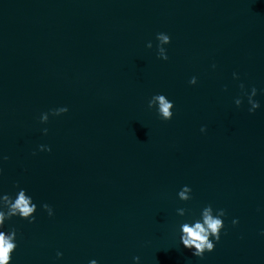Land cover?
<instances>
[{
  "label": "water",
  "instance_id": "obj_1",
  "mask_svg": "<svg viewBox=\"0 0 264 264\" xmlns=\"http://www.w3.org/2000/svg\"><path fill=\"white\" fill-rule=\"evenodd\" d=\"M157 93L172 120L148 108ZM0 155V192L55 211L6 223L11 264H264V0H0ZM208 204L227 217L201 259L179 227Z\"/></svg>",
  "mask_w": 264,
  "mask_h": 264
},
{
  "label": "clouds",
  "instance_id": "obj_2",
  "mask_svg": "<svg viewBox=\"0 0 264 264\" xmlns=\"http://www.w3.org/2000/svg\"><path fill=\"white\" fill-rule=\"evenodd\" d=\"M156 40L158 41L157 58L167 61L169 59L167 45L171 43V37L167 33H157ZM147 48H153V43L149 41L146 45ZM216 67L215 64L212 65ZM234 80H239V73L233 72ZM188 83L192 86L198 84V78L193 76ZM242 95L235 98L234 103L239 108L244 103V97L247 98L249 105V113H255L261 108V103L255 97L258 95V89L252 87L250 91L245 88L243 83L239 84ZM226 90V89H225ZM148 108L155 109L157 116L162 121H170L174 117L175 104L165 94H154L148 101ZM69 108L67 106L51 109L48 112H43L40 115V123L47 124L50 117H58L68 113ZM43 134H48V129H42ZM201 133L207 132V127L202 126L200 128ZM40 151L51 152V147L47 145H40ZM36 153L34 152L33 155ZM7 156L0 155V160H7ZM4 169L0 167V176H3ZM17 191L14 194H8L0 192V264H11L13 253L17 248V230L12 227L6 230V223L12 221L14 217L27 220L29 223L36 222V213L39 208H43L47 212L49 217L55 215V211L48 203L38 205L33 197L28 193L27 189L21 188L16 185ZM178 198L181 201L187 202L192 199V188L190 186H183L178 192ZM178 215L185 216L187 210L184 208L177 209ZM227 213L222 208H214L211 204L202 208L198 217L186 220L180 224V241L182 245L187 248L193 256L203 258L205 253L212 252L215 249V243L221 239V234L225 228V218ZM235 226L239 223L237 219L231 221ZM264 235V232L261 233ZM57 258L63 257L62 252H57ZM136 264H140V257H134ZM89 264H99L95 259L89 261Z\"/></svg>",
  "mask_w": 264,
  "mask_h": 264
}]
</instances>
